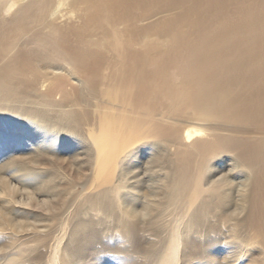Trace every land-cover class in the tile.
Listing matches in <instances>:
<instances>
[{
	"label": "bare ground",
	"instance_id": "1",
	"mask_svg": "<svg viewBox=\"0 0 264 264\" xmlns=\"http://www.w3.org/2000/svg\"><path fill=\"white\" fill-rule=\"evenodd\" d=\"M0 264H264V0H0Z\"/></svg>",
	"mask_w": 264,
	"mask_h": 264
}]
</instances>
